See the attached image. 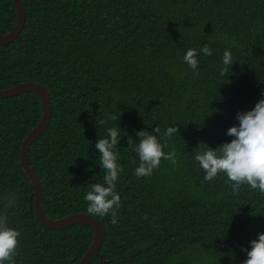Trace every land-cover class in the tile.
Listing matches in <instances>:
<instances>
[{
  "label": "trees",
  "instance_id": "obj_1",
  "mask_svg": "<svg viewBox=\"0 0 264 264\" xmlns=\"http://www.w3.org/2000/svg\"><path fill=\"white\" fill-rule=\"evenodd\" d=\"M21 1L27 21L16 42L0 46V90L35 83L50 92V123L29 151L46 215L87 214L89 185L105 175L95 144L120 127L128 134L116 148L121 207L115 224L110 214L94 217L107 236L90 264H244V249L264 233V193L243 185L234 194L223 174L205 181L194 156L230 142L236 114L262 98L264 0ZM16 23L13 1L0 0V34ZM205 44L212 55L199 53L190 69L183 56ZM226 49L233 64L222 76ZM208 106L216 111L207 114ZM108 114L120 118L99 125ZM42 115L35 93L0 99V214L21 233L16 264H79L93 228L43 226L20 165L22 143ZM156 127L161 143L168 127H179L164 149L176 150L177 163L162 160L137 178L128 137L138 144V131Z\"/></svg>",
  "mask_w": 264,
  "mask_h": 264
},
{
  "label": "clouds",
  "instance_id": "obj_2",
  "mask_svg": "<svg viewBox=\"0 0 264 264\" xmlns=\"http://www.w3.org/2000/svg\"><path fill=\"white\" fill-rule=\"evenodd\" d=\"M199 53L211 56L212 49L208 44L202 48H189L183 56V61L192 70L199 66ZM220 74L223 76L228 66L233 64L230 50L223 53ZM198 74V73H197ZM216 111L209 109L207 114ZM120 116L108 114L105 119L99 120L103 126L109 120L118 121ZM239 121L238 126L234 125L227 130V135L233 137L230 142H225L217 148L208 147L202 151H196L194 159L205 172L204 180L213 181L218 175L227 177L225 183L229 185L234 194H238L243 185L252 190L264 193V93L262 98L249 111H241L236 114ZM179 127H168L164 132V143H161L157 135L160 128L156 127L153 132L140 130L137 132L138 144H134L131 136L128 137V144L133 147L139 157V166L135 169V176L150 177L162 160H168L173 165L177 163L176 150L169 152L164 149L168 147L167 140L178 133ZM120 127L107 129V136L97 140L95 147L99 151L100 167L104 170L103 183L89 185V190L84 196L87 202V214L89 216L104 217L109 214L112 217L111 223L117 222L118 210L121 207V198L116 192V181L119 174L123 172V166L118 163L117 144L122 137ZM123 135H128L123 133ZM15 204V196L11 195L6 207ZM147 219V217H145ZM21 233L9 225L6 214H0V264H16V257L19 251V237ZM250 250L247 252V259L244 264H264V233H259L258 238L250 241Z\"/></svg>",
  "mask_w": 264,
  "mask_h": 264
},
{
  "label": "water",
  "instance_id": "obj_3",
  "mask_svg": "<svg viewBox=\"0 0 264 264\" xmlns=\"http://www.w3.org/2000/svg\"><path fill=\"white\" fill-rule=\"evenodd\" d=\"M12 1L17 12V23L14 29L8 34H0V46L3 47L9 46L19 39L27 21L26 11L22 1ZM22 93H35L39 95L43 105L41 121L24 139L20 150V165L34 187L35 214L38 221L51 230H60L74 224H85L92 227L94 230L93 243L79 263L90 264L92 260L99 255L100 248L107 236L106 229L101 221L84 213L73 214L60 220H52L46 215L43 206L44 189L38 174L30 164L29 151L32 144L44 132L50 123L52 117L51 97L50 92L41 85L35 83H22L7 90H0V99L14 97Z\"/></svg>",
  "mask_w": 264,
  "mask_h": 264
}]
</instances>
